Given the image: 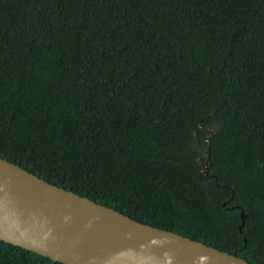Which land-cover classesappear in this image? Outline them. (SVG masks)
<instances>
[{"label": "trees", "instance_id": "trees-1", "mask_svg": "<svg viewBox=\"0 0 264 264\" xmlns=\"http://www.w3.org/2000/svg\"><path fill=\"white\" fill-rule=\"evenodd\" d=\"M0 157L264 264V0H0Z\"/></svg>", "mask_w": 264, "mask_h": 264}, {"label": "water", "instance_id": "water-1", "mask_svg": "<svg viewBox=\"0 0 264 264\" xmlns=\"http://www.w3.org/2000/svg\"><path fill=\"white\" fill-rule=\"evenodd\" d=\"M240 217L245 248L247 215L240 211ZM0 241L61 264H249L133 220L1 157Z\"/></svg>", "mask_w": 264, "mask_h": 264}]
</instances>
